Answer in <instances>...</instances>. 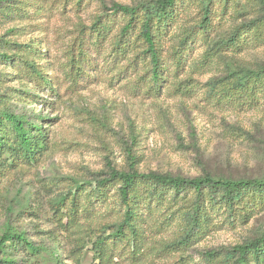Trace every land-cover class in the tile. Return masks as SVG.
I'll use <instances>...</instances> for the list:
<instances>
[{
    "label": "rangeland",
    "instance_id": "obj_1",
    "mask_svg": "<svg viewBox=\"0 0 264 264\" xmlns=\"http://www.w3.org/2000/svg\"><path fill=\"white\" fill-rule=\"evenodd\" d=\"M0 2L8 7L3 11L13 8L12 14L0 15V39L6 43H0V54L9 57H0V99L15 114L37 118L48 141L36 164L0 170V235L9 224L41 251L32 259L14 252L17 264H98L89 239L81 246L76 230L64 232L55 225L50 203L75 183L94 187L108 168L127 171L132 165L144 174L264 179V102L236 110L209 100L207 91V84L231 72L264 66V44L239 53L212 50L208 56L206 41L197 37L182 48L176 34L197 22V9L186 2L183 18L162 41L164 83L155 91L143 79L146 70L139 50L114 65L106 59L110 40L121 26L119 16H114L116 24L100 49L92 45L81 58L78 74H72L69 65L72 55L78 58L79 39L97 18L111 14L106 10L113 3L136 6L152 0ZM255 15L243 6L239 15L223 16L210 45ZM179 51L177 68L173 56ZM19 58L24 65L33 63L40 77L26 71ZM95 217L88 223L100 228L104 238L111 235V229L99 226L111 220ZM175 218L169 229L149 235L148 252L141 259H132L131 246L109 245L108 264H231L234 246L264 232V211L246 224L234 225L217 213L195 243L174 251L163 246L177 235Z\"/></svg>",
    "mask_w": 264,
    "mask_h": 264
},
{
    "label": "trees",
    "instance_id": "obj_2",
    "mask_svg": "<svg viewBox=\"0 0 264 264\" xmlns=\"http://www.w3.org/2000/svg\"><path fill=\"white\" fill-rule=\"evenodd\" d=\"M186 2L197 9V22L176 34L182 48L191 46L197 37L206 41L208 56L212 50L239 53L251 45L264 44V0H152L136 6L113 3L107 10L104 8L111 14L104 16L103 20L97 18L87 29L88 33L79 39L76 45L78 58L72 55L70 72L78 74L81 58L87 55V50L92 45L100 49L109 39L116 24L114 16H119L121 26L110 40L111 53L106 59L113 61L111 64L114 65L116 59L139 50L137 54L144 63L143 70H146L143 79L149 90L157 91L164 83L162 41L178 19L183 18ZM243 6L256 11L255 18L238 25L226 38H218L210 45V36L219 26L220 19L226 15H239ZM3 8L0 2V15L13 13L12 7L9 11H3ZM0 43L5 42L0 39ZM181 54L179 51L173 56L177 68ZM0 57L9 58L4 54ZM19 62L30 74L40 77L33 63L24 65L20 58ZM43 81L47 85V80ZM207 87L208 99L217 105L251 110L264 102V66L231 72L225 78L210 82ZM179 88L180 85L176 90ZM8 104L0 99V170L5 171L20 164H36L48 149L43 128L38 124L40 121L15 114L9 110ZM103 175L95 180L94 187L91 183H75L68 192L58 194L50 203L55 225L64 232L76 230L77 243L81 246L89 239L98 264L111 262L108 246L114 243H124L127 248L131 246L128 253L132 259H141L148 252L149 235L169 229L175 217L179 219L177 235L163 247L177 251L188 248L206 233L217 213L234 225L246 224L264 211V179H228L209 174L196 178L152 172L144 174L132 165L127 171L108 168ZM103 215L112 222L99 225L112 230L106 238L100 234V228L88 223L92 217L104 218ZM14 252L32 259L41 251L24 237V233L6 224L0 235V264H17ZM206 256L214 257L213 253ZM228 259L231 264H264V232L234 246Z\"/></svg>",
    "mask_w": 264,
    "mask_h": 264
}]
</instances>
